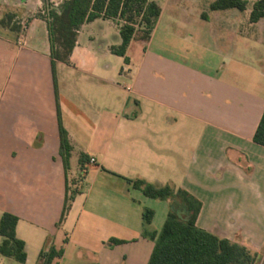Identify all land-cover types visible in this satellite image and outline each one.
<instances>
[{"label": "crops", "instance_id": "obj_1", "mask_svg": "<svg viewBox=\"0 0 264 264\" xmlns=\"http://www.w3.org/2000/svg\"><path fill=\"white\" fill-rule=\"evenodd\" d=\"M152 1L162 12L149 41L117 55L118 21L97 19L54 69L47 19L34 15L42 0H0L20 19V28L0 23V219L18 217L26 264L52 246L64 249L55 264H149V234L162 231L170 204L128 179L188 191L203 204L199 228L264 248V147L253 140L264 114V18L251 19L259 0L244 11L178 0L166 24L162 0ZM60 124L73 148L67 172Z\"/></svg>", "mask_w": 264, "mask_h": 264}, {"label": "trees", "instance_id": "obj_2", "mask_svg": "<svg viewBox=\"0 0 264 264\" xmlns=\"http://www.w3.org/2000/svg\"><path fill=\"white\" fill-rule=\"evenodd\" d=\"M59 9L51 10L48 14V32L51 44L52 65L56 62H69L70 56L76 46L78 33L86 23L97 19L122 21L120 35L122 45L113 48L117 55L124 56L129 44L140 39L149 41L162 9L156 1L152 0H61ZM246 0H217L211 5L212 11L228 9L246 10ZM264 18V0H259L253 6L251 19L258 22ZM143 33L139 36V33ZM61 156L66 172L70 169L72 145L68 133L60 124ZM254 142L264 147V114L256 130ZM89 161L83 155L80 165ZM128 183L145 196L168 201L170 211L166 223L159 233L149 234L156 240L149 264H255L257 256L249 248L228 239L221 238L197 226L203 204L200 200L182 188L171 185L158 186L148 184L139 179H128ZM73 198V196H72ZM66 198L65 207L60 225L66 218L70 209ZM154 212L144 211V223H152ZM18 217L4 213L0 219V254L26 264L28 255L26 244L16 234ZM67 242V241H66ZM113 244H122L124 241L112 240ZM64 249L52 246L48 252L42 251L39 264H55L62 258ZM264 264V260H263Z\"/></svg>", "mask_w": 264, "mask_h": 264}, {"label": "rangeland", "instance_id": "obj_3", "mask_svg": "<svg viewBox=\"0 0 264 264\" xmlns=\"http://www.w3.org/2000/svg\"><path fill=\"white\" fill-rule=\"evenodd\" d=\"M178 0H171V3L167 4L166 1L162 0L161 4L162 7H164L165 10V15H164V19H163V23L166 24L167 23V18L169 16V12H170V7L172 6L173 3H176ZM194 0H182L181 3V7H191V2H193ZM203 2L205 0H199V2ZM195 2V1H194ZM62 3L61 0H42V7L41 9H38V13L34 14V15H40L41 12L44 13L45 17H48V14L51 10L54 9H59L60 4ZM17 10H15V8H9L7 6V3L5 2H0V23L4 24V25H10L12 24V26L14 28H20V26L18 25V22L20 21V19L18 18V14L16 12ZM117 24V23H116ZM119 25H123L124 22L120 21L118 22ZM143 33H139V36H142ZM157 42H159V37L157 38ZM73 173H71V178H70V197L73 196L75 193H77L81 186H82V180H83V174L81 171H77L76 172V176L72 177ZM250 251L253 254H256L257 256V261L255 264H263V260H264V248L258 249V250H254V249H250ZM17 264V263H16Z\"/></svg>", "mask_w": 264, "mask_h": 264}, {"label": "built area", "instance_id": "obj_4", "mask_svg": "<svg viewBox=\"0 0 264 264\" xmlns=\"http://www.w3.org/2000/svg\"><path fill=\"white\" fill-rule=\"evenodd\" d=\"M92 162H94V160H92Z\"/></svg>", "mask_w": 264, "mask_h": 264}]
</instances>
